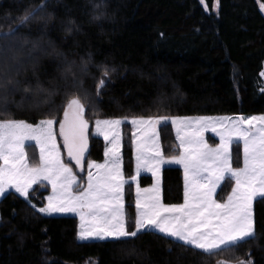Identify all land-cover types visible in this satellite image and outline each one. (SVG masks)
<instances>
[{
    "label": "trees",
    "instance_id": "1",
    "mask_svg": "<svg viewBox=\"0 0 264 264\" xmlns=\"http://www.w3.org/2000/svg\"><path fill=\"white\" fill-rule=\"evenodd\" d=\"M205 1L210 11L201 0H47L20 27V17L44 0H0V61L7 59L11 75L21 81L20 90L0 92V119L62 120L65 97L76 94L66 88L69 68L83 82L79 94L90 120L264 114V0H220L218 11L214 0ZM103 66L116 70L97 94L93 77ZM37 84L46 91L37 92ZM132 130L125 125L126 177L134 174ZM160 136L165 154L178 155L171 124L160 128ZM240 147H234L235 165ZM27 150L31 162L38 161L36 146ZM104 150V140L91 136L87 161H102ZM140 182L146 187L153 178L145 175ZM230 187L227 180L218 198ZM183 191V170L165 168L164 203H182ZM48 193L42 182L30 192L31 204L13 191L0 201V264H264V198L254 204L257 238L207 255L152 230L119 241L81 242L76 217L36 211ZM126 208L133 220L132 185Z\"/></svg>",
    "mask_w": 264,
    "mask_h": 264
},
{
    "label": "snow or ice",
    "instance_id": "2",
    "mask_svg": "<svg viewBox=\"0 0 264 264\" xmlns=\"http://www.w3.org/2000/svg\"><path fill=\"white\" fill-rule=\"evenodd\" d=\"M219 5L220 0H214L216 9ZM47 6V0H44L43 4L27 10L20 17L19 26L28 24ZM259 7L264 10V3ZM18 30L9 29V33L14 34ZM67 30L71 31V28ZM87 63L82 71L87 70ZM12 70L13 66L7 59L0 61V92L6 93L9 88L12 91L21 89V81L11 75ZM115 70L103 66L99 78L93 77L97 80V94L107 86L110 73ZM68 72L72 78L66 88L76 94L65 97L66 104L61 105L62 120L58 122L55 118H45L38 123H30L23 119H0V197H4L9 189H15L31 204L30 190L33 185L50 182L52 195L47 197V204L36 208V211L47 215L78 213L81 240L119 241L136 238L155 229L185 246L212 255L257 238L254 201L264 198V114L231 117L133 116L131 124L139 130V135L134 134L133 141L137 174L142 165L149 170L155 168L158 172L162 164H180L183 165L185 184L183 203H164L158 182L143 189L137 183V211L135 218L129 220L124 210V186L129 181L135 182L137 177L126 180L123 176L120 141L116 132L128 117L95 120L97 134L110 141L111 147L104 150V163L95 160L88 163L87 186L73 191L78 178L72 166L62 158L55 126L59 123V135L63 138L67 155L84 172L89 121L85 119L86 105L79 94L83 82L71 72V68ZM259 75L264 77V71ZM23 91L27 93L31 88L24 87ZM36 91L46 90L37 84ZM169 124L176 128L181 151L179 155L166 159L159 142L158 128ZM209 127L220 136V143L215 147L204 140L203 133ZM26 141H35L38 146L39 163L35 165L28 162ZM233 143L243 146L242 167L233 166ZM93 167L97 170L95 175L90 170ZM226 180L234 181V186L226 200H218L217 189ZM220 264L230 262L222 261ZM236 264H253V261L239 259Z\"/></svg>",
    "mask_w": 264,
    "mask_h": 264
},
{
    "label": "rangeland",
    "instance_id": "3",
    "mask_svg": "<svg viewBox=\"0 0 264 264\" xmlns=\"http://www.w3.org/2000/svg\"><path fill=\"white\" fill-rule=\"evenodd\" d=\"M203 5H204V7L206 8V10H208V11H210V9H209V6H208V4H207V2L205 1V0H203V3H202ZM214 9H215V11H218V9H216L215 7H214ZM86 112H87V109L85 110V114H86ZM256 115H260V114H256ZM231 116H236V115H215V116H208V117H231ZM249 116H252V115H249ZM185 117H197V116H185ZM63 119V118H62ZM85 119H87L88 121H89V127H88V136H89V146H88V152H89V149H90V137L91 136H94V137H99V138H102L103 139V137L101 136V135H98L97 134V131H96V126H95V120H90L88 117H86V115H85ZM126 124H129L130 126H132V137H133V139H132V142L134 141V139H135V135H139V130L135 127V126H133L132 124H131V119H128L127 121H125V122H123L120 126H119V128L118 129H116V132L118 133V138H119V141H120V157H121V159H120V164H121V171H122V173H123V176H124V178L126 179V180H128L130 177H126V175H125V169H124V157H123V148H124V131H125V125ZM160 128L161 127H159L158 128V132H159V142H160V145H161V149H162V151H163V153H164V156H165V158L167 159L168 157H171V156H167L166 154H165V152H164V149H163V146H162V143H161V136H160ZM172 128H173V131H174V135H175V140H176V143H177V145L179 146V140L176 138V128H175V126H173L172 125ZM55 130H56V133H57V141H58V143L60 144V146H61V153H62V158H63V160H64V162L65 163H67V164H70L71 166H72V168H73V171L75 172V174H76V176H77V183H76V185L73 187V191L74 192H76V191H79V190H81L83 187H86L87 186V172L89 171V169H88V167H87V165H88V163L90 162V161H92V160H89V161H87V156H88V152L85 154V170H84V172H81L80 171V169H79V167L75 164V161L74 160H72L68 155H67V149L63 146V138H62V136H60L59 135V124L58 125H56L55 126ZM135 134V135H134ZM203 136H204V140L207 142V144L209 145V146H212V147H215L217 144H219L220 143V136L218 135V132H213L212 130H211V127H209L206 131H204V133H203ZM104 140V139H103ZM110 140H111V137H110ZM104 142H105V148L106 147H111V143H110V141H106V140H104ZM28 145H35L36 146V148H37V159H38V161H36L35 163H32L31 162V157H30V155H29V152H28V150H27V146ZM235 145H237V143H233L232 145H231V152H232V158H233V166L234 167H242L243 165H242V160H243V146H242V144H240L241 145V154L239 155V158H238V160H239V163H238V165H235L236 163H235V158H234V147H235ZM133 164H134V174L132 175V176H136L137 177V180L135 181V182H131V181H129V183H126L125 184V186H124V210H125V212H126V214H127V218L129 219V217H128V212H127V208H126V188H127V186L128 185H132L133 186V191H134V196H135V201H136V184L138 183L139 184V187L141 188V189H143V188H149V187H151V186H153V185H156L157 184V182L159 183V187L161 188V190H162V193H163V170L165 169V168H167V167H180L182 170H183V176H184V169H183V165H180V164H162L161 166H160V168H159V170H158V172L155 170V168H153L152 170H149V168L147 167V166H144V165H142L141 166V170H140V172H139V174H137V161H136V149H135V144L133 143ZM25 151H26V153H27V156H28V162H29V164H31V165H35V164H37V163H39V149H38V146L36 145V143H35V141H26L25 142ZM180 149H179V153H178V155L180 154ZM105 159H106V157H105V155H104V159L102 160V161H97L98 163H104L105 162ZM92 172H93V174L95 175L96 174V169H95V167H93V168H91L90 169ZM145 175H150V176H152V178H153V183L151 184V185H149V186H146V187H144V186H142L141 185V182H140V180H141V178H142V176H145ZM84 176V180L82 179V177ZM131 176V177H132ZM227 181V180H226ZM225 181V182H226ZM224 182V183H225ZM43 183H46L48 186H49V193L45 196V205L47 204V197L49 196V195H52V187H51V184H50V182H48V181H44ZM223 183V184H224ZM184 184H185V178H184ZM223 184L221 185V187L220 188H218L217 189V192H216V199H218V200H226L227 199V196L231 193V188L234 186V181H231V187H230V189H227V191L223 194V196H222V198H218V194H219V192H220V190H221V188H222V186H223ZM37 184H35V185H33V187H32V189L30 190V192L33 190V188H35V186H36ZM11 191H13V192H15V193H17L16 191H15V189H9L8 190V192L5 194V195H7L9 192H11ZM18 194V193H17ZM19 195V194H18ZM20 196V195H19ZM21 197V196H20ZM4 197H0V201L3 199ZM23 198V197H22ZM25 199V198H24ZM259 199V198H258ZM163 202H164V200H163ZM183 203V202H182ZM254 204H255V201H254ZM45 205H43V206H45ZM42 206V207H43ZM37 208H39V207H37ZM136 208H135V215H136ZM42 214V213H41ZM43 215H45V216H56V217H62V216H70V217H76L77 219H78V239H79V241H81V242H91V241H108V240H81L80 238H79V232H80V224H81V221H80V216H79V214L78 213H52L51 215H47V214H43ZM152 231H155V232H157L155 229H151ZM109 240H111V239H109ZM180 242V241H179ZM222 261H224V260H222ZM222 261H218L216 264H220V262H222ZM228 262H230V264H236V262H234V261H228ZM89 264H92V263H89Z\"/></svg>",
    "mask_w": 264,
    "mask_h": 264
}]
</instances>
